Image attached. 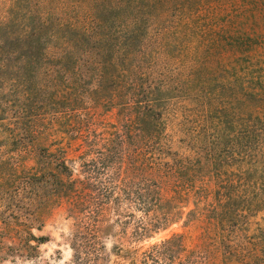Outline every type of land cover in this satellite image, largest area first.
<instances>
[{
    "label": "rangeland",
    "instance_id": "1",
    "mask_svg": "<svg viewBox=\"0 0 264 264\" xmlns=\"http://www.w3.org/2000/svg\"><path fill=\"white\" fill-rule=\"evenodd\" d=\"M63 163L103 264H264V0H0V264L72 263Z\"/></svg>",
    "mask_w": 264,
    "mask_h": 264
},
{
    "label": "trees",
    "instance_id": "2",
    "mask_svg": "<svg viewBox=\"0 0 264 264\" xmlns=\"http://www.w3.org/2000/svg\"><path fill=\"white\" fill-rule=\"evenodd\" d=\"M61 169L64 171L63 175L66 180H56L60 186L58 197L62 196L61 198L67 200L68 212L78 222L72 247L71 264H103V246L98 240L101 229L92 210L95 199L89 193V189L93 185H91L89 179L79 180L68 177L69 169L64 163ZM59 173L61 174V172ZM150 230L148 227H144L141 235L145 236ZM44 242V237H35L28 233V237L18 239L16 245L6 247L8 253L5 252V254L12 253L13 258L15 256L32 258L35 256L39 245ZM0 249H2L1 243ZM130 253L132 262L138 261L139 264H197L191 258V252L185 250L180 237L177 236L165 239L159 244H154L140 254L137 250L133 252L126 251V254ZM3 259L4 256L0 255V261H3Z\"/></svg>",
    "mask_w": 264,
    "mask_h": 264
}]
</instances>
